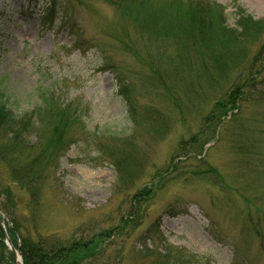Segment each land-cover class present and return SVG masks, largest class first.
Segmentation results:
<instances>
[{
	"label": "rangeland",
	"instance_id": "obj_1",
	"mask_svg": "<svg viewBox=\"0 0 264 264\" xmlns=\"http://www.w3.org/2000/svg\"><path fill=\"white\" fill-rule=\"evenodd\" d=\"M61 1L72 31L62 11L44 25L46 1L0 0V86L28 112L37 87L54 83L88 131L61 158L59 186L41 193L34 214L0 158V206L65 245L96 236L95 253L79 264H167L161 253L183 254L184 264H264V24L244 56L239 44L232 50L223 77L214 74L195 92L182 83L165 91L140 61L146 42L114 4ZM216 1L233 28L241 10L264 21V0ZM151 54L162 61L157 46ZM117 75L130 84L139 114L161 113V132L151 133L149 122L133 127ZM231 90L236 100L224 113L217 103ZM99 146L127 150L138 164L131 181L117 182ZM138 194L136 216L124 223Z\"/></svg>",
	"mask_w": 264,
	"mask_h": 264
},
{
	"label": "trees",
	"instance_id": "obj_2",
	"mask_svg": "<svg viewBox=\"0 0 264 264\" xmlns=\"http://www.w3.org/2000/svg\"><path fill=\"white\" fill-rule=\"evenodd\" d=\"M46 1L51 6L43 16L45 21L47 17L53 18L62 11L59 9L62 7L61 0ZM107 1L114 4L120 15L131 19V24L143 42H146L144 57L140 61L149 68L154 76L152 79L165 91L182 83L186 84L183 85L185 93L195 92L196 86L204 85V80L213 82L214 74L219 78L223 77L232 61V50L239 44L240 48L236 50L244 56V48L263 29L264 24V21L255 20L252 15L241 10L237 26L233 28L226 19V6L216 0ZM61 17L64 25H69L70 17L67 13H63ZM167 43L170 47L172 45L171 51L164 52V45ZM153 46H157L159 55L162 54V61H155L153 54L148 57L145 55ZM117 79L118 92L130 106L129 119L133 127L149 122L151 124L148 129L151 133L161 132L163 127H157L164 122L161 113L152 110V113L139 114L128 92L130 84L121 75H117ZM54 86L51 83L37 87L35 92L38 102L28 112L16 110L12 106L10 93L0 86V158L7 164L10 177L29 193L25 208L30 209L33 214L42 203L39 199L41 193L50 186H59L60 176L57 174L61 158L66 156L71 143L76 142L79 134L88 131L82 111L66 102L61 95V88ZM235 92L237 91L231 90L227 101L217 103L221 107L220 111L234 106ZM133 127L130 137L124 138L127 143H132ZM124 139L121 140L125 141ZM99 147V152L106 153L114 165L117 182L122 184L126 179L131 181L138 164L127 150L119 152L112 151L111 147ZM139 196L140 194L136 195V199L130 202L132 208L124 215V223L134 220ZM0 210H5L8 220L5 230L0 226V264H16L13 253L4 240L6 234L20 250L24 264H79L95 253L96 236L88 241L75 240L65 245L59 238L42 234L38 226L31 222L35 235L33 237L31 229L25 227L11 210L4 206H0ZM2 218L4 217L0 214V220ZM159 256L167 264H184L187 261L183 254L161 253Z\"/></svg>",
	"mask_w": 264,
	"mask_h": 264
},
{
	"label": "water",
	"instance_id": "obj_3",
	"mask_svg": "<svg viewBox=\"0 0 264 264\" xmlns=\"http://www.w3.org/2000/svg\"><path fill=\"white\" fill-rule=\"evenodd\" d=\"M0 224L3 226L2 222H0ZM7 241H8V244H9L10 248H11V251H13V254H14V257H15V261L17 262V264H24L23 261H18L19 260L18 259V251L15 250L16 249L15 246L8 239H7Z\"/></svg>",
	"mask_w": 264,
	"mask_h": 264
},
{
	"label": "bare ground",
	"instance_id": "obj_4",
	"mask_svg": "<svg viewBox=\"0 0 264 264\" xmlns=\"http://www.w3.org/2000/svg\"><path fill=\"white\" fill-rule=\"evenodd\" d=\"M19 260H20V257H19ZM19 260H18V261H19Z\"/></svg>",
	"mask_w": 264,
	"mask_h": 264
}]
</instances>
